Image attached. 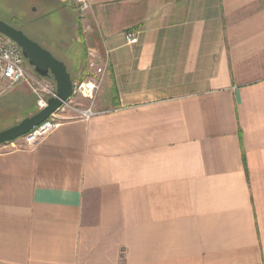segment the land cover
<instances>
[{
	"label": "crops",
	"instance_id": "1",
	"mask_svg": "<svg viewBox=\"0 0 264 264\" xmlns=\"http://www.w3.org/2000/svg\"><path fill=\"white\" fill-rule=\"evenodd\" d=\"M88 2L98 114L0 146V262L264 264V0Z\"/></svg>",
	"mask_w": 264,
	"mask_h": 264
},
{
	"label": "rangeland",
	"instance_id": "2",
	"mask_svg": "<svg viewBox=\"0 0 264 264\" xmlns=\"http://www.w3.org/2000/svg\"><path fill=\"white\" fill-rule=\"evenodd\" d=\"M79 15L73 0H0V20L21 31L64 63L73 83L86 77L85 73L75 76L85 51L84 42L79 40L83 36L77 27ZM24 66L26 72L40 84L55 89L51 79L34 74L26 61ZM19 93L21 96L10 97V94ZM35 103V96L22 83L0 95V131L31 116L29 113Z\"/></svg>",
	"mask_w": 264,
	"mask_h": 264
},
{
	"label": "built area",
	"instance_id": "3",
	"mask_svg": "<svg viewBox=\"0 0 264 264\" xmlns=\"http://www.w3.org/2000/svg\"><path fill=\"white\" fill-rule=\"evenodd\" d=\"M79 12L85 13L90 9L88 0H73ZM127 34V42L131 45L137 43L136 37ZM25 59L20 48L7 37L0 34V95L6 93L12 87L22 83L30 89L36 98L38 110L46 107L47 101L55 96V89L40 84L25 70ZM88 68L95 72L94 78H85L74 82L71 96L53 112L46 121L33 128L22 137L23 146L32 147L49 135L55 128L66 121H89L98 113L93 109V103L101 86L103 68L89 63ZM84 100L87 106L76 100ZM0 264H4L1 263Z\"/></svg>",
	"mask_w": 264,
	"mask_h": 264
},
{
	"label": "water",
	"instance_id": "4",
	"mask_svg": "<svg viewBox=\"0 0 264 264\" xmlns=\"http://www.w3.org/2000/svg\"><path fill=\"white\" fill-rule=\"evenodd\" d=\"M0 34L14 42L33 73L51 79L55 84V96L47 101L45 108L22 119L17 124L0 131V146L25 136L39 126L66 101L72 93L73 81L67 67L48 51L29 39L21 31L0 20Z\"/></svg>",
	"mask_w": 264,
	"mask_h": 264
},
{
	"label": "trees",
	"instance_id": "5",
	"mask_svg": "<svg viewBox=\"0 0 264 264\" xmlns=\"http://www.w3.org/2000/svg\"><path fill=\"white\" fill-rule=\"evenodd\" d=\"M35 106H36V103H35ZM36 110H37V106H36ZM37 111H38V110H37ZM37 111H36V112H37ZM36 112H34L33 114H35ZM31 115H32V114H31Z\"/></svg>",
	"mask_w": 264,
	"mask_h": 264
}]
</instances>
